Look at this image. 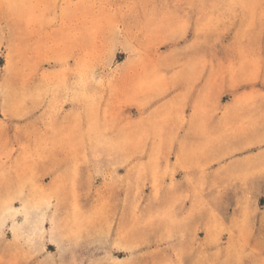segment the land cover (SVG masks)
Instances as JSON below:
<instances>
[{
	"label": "rangeland",
	"instance_id": "374dc122",
	"mask_svg": "<svg viewBox=\"0 0 264 264\" xmlns=\"http://www.w3.org/2000/svg\"><path fill=\"white\" fill-rule=\"evenodd\" d=\"M0 264H264V0H0Z\"/></svg>",
	"mask_w": 264,
	"mask_h": 264
}]
</instances>
